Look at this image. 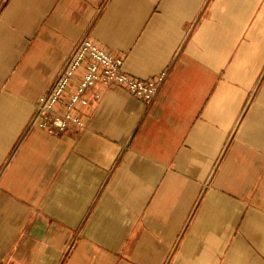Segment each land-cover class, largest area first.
Masks as SVG:
<instances>
[{
	"label": "crops",
	"instance_id": "crops-1",
	"mask_svg": "<svg viewBox=\"0 0 264 264\" xmlns=\"http://www.w3.org/2000/svg\"><path fill=\"white\" fill-rule=\"evenodd\" d=\"M83 38L158 92L28 128ZM0 264H264V0H0Z\"/></svg>",
	"mask_w": 264,
	"mask_h": 264
},
{
	"label": "built area",
	"instance_id": "built-area-1",
	"mask_svg": "<svg viewBox=\"0 0 264 264\" xmlns=\"http://www.w3.org/2000/svg\"><path fill=\"white\" fill-rule=\"evenodd\" d=\"M83 62L86 63V69L76 86V91L71 95L67 107L63 111H57L54 109L57 100L63 94L70 77ZM164 77V71L150 77L131 75L122 68V56L99 47L88 38H83L61 67L50 89L38 97L35 113L28 126L55 132L64 130L71 124H80L78 117L72 114L71 107L77 101H85L82 93L94 83L121 85L133 96L149 101L158 92Z\"/></svg>",
	"mask_w": 264,
	"mask_h": 264
},
{
	"label": "rangeland",
	"instance_id": "rangeland-1",
	"mask_svg": "<svg viewBox=\"0 0 264 264\" xmlns=\"http://www.w3.org/2000/svg\"><path fill=\"white\" fill-rule=\"evenodd\" d=\"M108 50V49H107ZM110 52H112V51H110ZM113 53V52H112ZM115 54V53H114ZM116 55V54H115ZM122 61H123V57H122ZM124 70V69H123ZM125 71V70H124ZM135 76V75H134ZM153 76V75H152ZM137 77H140V76H137ZM147 77H150V76H147ZM165 78V77H164ZM103 84V83H102ZM105 85V84H104ZM106 86H114V85H106ZM118 86H121V85H118ZM161 86V85H160ZM124 87V86H123ZM125 88V87H124ZM83 94V93H82ZM37 101H38V99H37ZM36 101V102H37ZM58 101V100H57ZM36 102L34 103V105L36 104ZM55 109V108H54ZM57 111H63V110H57ZM72 125H78V124H71L70 126H72ZM69 126V127H70ZM29 127H31V126H28V128ZM69 127H67V128H69ZM66 128V129H67ZM66 129H64V130H66ZM64 130H61V131H64ZM61 131H55V132H50V133H60ZM49 132V131H48Z\"/></svg>",
	"mask_w": 264,
	"mask_h": 264
}]
</instances>
